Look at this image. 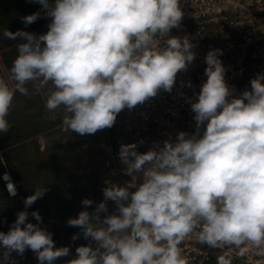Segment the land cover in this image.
<instances>
[{
  "label": "clouds",
  "instance_id": "9594fccd",
  "mask_svg": "<svg viewBox=\"0 0 264 264\" xmlns=\"http://www.w3.org/2000/svg\"><path fill=\"white\" fill-rule=\"evenodd\" d=\"M32 2L50 23L39 35L3 30L5 38L21 42L10 68L14 88L0 79V133L9 132L15 92L28 95V82L39 81L36 93L51 82L47 111L62 108L61 130L83 136L112 128L119 113L161 90L172 93L178 73L196 59L188 35H171L185 15L181 0ZM40 17L21 19L27 26ZM221 55L222 49L206 54L207 79L199 92L191 80L180 81L181 89H193L191 96L179 92L194 113L193 131L168 134L143 153L144 140L120 145L121 174L130 179L123 185L106 179L104 199L93 211V200L81 201L84 210L67 225L80 229L73 241L82 234L92 243L78 246L65 264H187L178 246L192 235L210 248L235 246L240 257L250 250L264 255V73L237 94L226 82ZM3 179L15 197L10 174ZM47 191L35 188L9 230L0 231V264H18L13 253L23 257L27 250L38 264L71 255V246L56 247L40 212L28 211ZM217 264L232 261L220 255Z\"/></svg>",
  "mask_w": 264,
  "mask_h": 264
},
{
  "label": "rangeland",
  "instance_id": "374dc122",
  "mask_svg": "<svg viewBox=\"0 0 264 264\" xmlns=\"http://www.w3.org/2000/svg\"><path fill=\"white\" fill-rule=\"evenodd\" d=\"M226 5L220 13L222 17L230 18L234 23L240 22V19L247 22L246 28L239 32L240 37L246 34V29L257 25L256 33L261 39L259 48L255 45L252 51L264 50V0H228ZM36 12H41V17L26 26L21 18ZM250 20L252 22H249ZM49 23L50 19L43 16L41 5L33 3L32 0H0V79L5 80L9 87L14 88L15 85V82L9 79L10 68L18 55L17 45L21 41L5 38L2 34L3 30L9 29L16 32L23 29L39 35L48 31ZM232 25L234 24L228 23L225 30ZM222 32L225 34L224 31ZM241 44L245 45V43ZM38 83L39 81H33L25 85L29 90L28 95H23L19 91L15 92L9 114L6 117L10 130L7 133H0V152L8 149L9 154L12 152L15 155L13 160L10 157L1 158L0 156V165L5 166L8 163V167L20 172L21 182L24 185L23 190L26 194L29 190L30 195L34 194V189L43 188L40 184L45 183L44 187H47L48 191L43 198L38 199L28 208V211L30 213L36 210L40 212L43 217L41 226L53 234L56 247L71 246V255L60 258L56 262V264H65V261L75 257V250L78 246L92 243L85 240L82 234L79 239L73 241L72 236L80 232V229L67 225L70 218L78 217L80 211L84 210L81 201L85 198L93 200L94 204L88 209L93 211L96 204L104 199L102 188L105 187L106 179L123 185L124 181L130 178L121 174L122 165L119 161L118 150H115L114 154L108 152H101L99 155L90 154L93 148L90 141L94 138L89 134L83 136L76 134L79 136L77 139L73 136L75 134L61 130L64 111L61 113L58 108L54 113L48 112L45 107L52 83L49 82L40 89L39 93H36L34 85ZM105 132L109 135L106 138L107 141L109 138L115 143L118 141V133L114 126L105 129ZM106 162H110V168L107 167ZM47 165L52 167L53 171L49 172L48 168H45ZM4 169L5 167L0 166V173ZM113 170H115V175L112 174ZM11 175L17 188V195L10 197L8 194L7 197L11 201L0 202V206H5V210L0 212V231L4 232H7L15 221L16 213L24 210L23 200L27 197L26 194L21 195L12 172ZM27 178H30L32 186H27ZM4 187L7 188L6 184ZM108 205L110 212L113 211L114 203L109 201ZM4 218L6 219L5 224H2ZM29 219L37 223L33 217L30 216ZM178 247L187 264H217V257L220 255H226V258L231 259L232 264H264V255L257 256L254 250L240 257L237 255L238 249L235 246L210 248L201 244L195 235L186 238ZM13 256L18 264H38L31 250H27L23 257L15 253Z\"/></svg>",
  "mask_w": 264,
  "mask_h": 264
},
{
  "label": "built area",
  "instance_id": "2783aa9c",
  "mask_svg": "<svg viewBox=\"0 0 264 264\" xmlns=\"http://www.w3.org/2000/svg\"><path fill=\"white\" fill-rule=\"evenodd\" d=\"M227 2L228 0H181L185 15L181 27L174 28L171 35L179 37L188 35L196 45L193 49L196 59L187 72L178 73L172 93L161 90L157 97L151 98L145 104L138 105L131 111L125 109L119 113L114 125L118 133L116 142L118 151L122 143L144 140L145 143L139 146L138 151L147 152L153 142L162 143L168 138V134H172L174 138L179 131L194 130V113L190 111V105L179 95L182 90L191 96L193 89L186 87L181 89L180 81L191 80L194 90L199 92L200 86L207 79L204 75L207 67L205 56L211 49L223 50V55L219 58L227 70L225 79L229 86L235 87L237 94L250 88L249 81L257 73H264V50L252 51L255 45L259 48L261 39L256 33L257 25L246 29V34L240 37L239 32L246 28L247 22L240 19V22L234 23L230 18H223L220 13L227 6ZM228 23L234 25L225 30ZM106 165L108 168L111 167L110 162H106ZM5 173H9L12 179L11 172L4 169L0 175L3 186L6 184L3 179ZM6 193L8 195L7 191ZM4 220L6 219H3L2 224H5Z\"/></svg>",
  "mask_w": 264,
  "mask_h": 264
},
{
  "label": "crops",
  "instance_id": "0c3cea01",
  "mask_svg": "<svg viewBox=\"0 0 264 264\" xmlns=\"http://www.w3.org/2000/svg\"><path fill=\"white\" fill-rule=\"evenodd\" d=\"M51 90H54V88H53V85L51 84ZM59 111H61V113L63 112V109L62 108H59ZM59 111H57V113H59ZM53 115H55V114H53ZM52 115V116H53ZM63 117V116H62ZM72 134H75V135H73V136H76V134L77 133H72ZM107 133L105 132V129L104 130H99V131H97L95 134H89V136L90 137H92V138H94V140H91L90 141V143H91V145H92V150H91V152H90V154H95V155H99V154H101V152L102 153H106V152H108L109 154H114V152H115V150L117 151L118 149H117V145H116V143L114 142V140L113 139H110L109 138V141H107V139L106 138H108L109 137V135L107 134ZM102 135V136H101ZM88 136V137H89ZM46 137V136H45ZM76 138L77 139H79V136H76ZM103 150V151H102ZM10 155V156H9ZM14 153H10L9 154V151H8V149H5V150H3V151H1L0 152V156H1V158L2 157H10V158H12V160H13V158H14ZM4 159V158H3ZM5 160V159H4ZM0 166H2V167H5V169L7 168V169H9L12 173H13V176H14V178H15V180H16V182H17V184H18V186H19V188H20V191H21V195H23V194H26L25 192H24V185L22 184V182H21V178H20V175H19V173H18V170H14L13 168H10V167H8L9 165H8V163L7 164H5V166H3L2 164L0 165ZM114 166H116V165H114ZM48 168V171L50 172V171H53L52 170V167H50L49 165H47V166H45V168ZM46 168V169H47ZM116 168V167H115ZM113 169V168H112ZM26 171H29V170H26ZM0 172H1V170H0ZM1 174V173H0ZM56 174V173H55ZM30 178H27V186H32V184L30 183V180H29ZM25 183V182H24ZM41 186H45V183H43V184H40ZM75 186H77V185H75ZM29 188V187H28ZM33 192V191H32ZM30 193H31V191L29 190V191H27V194H26V196H29L30 195ZM8 195H7V193L5 192V190H4V188H3V185H2V182H1V180H0V202H3V203H6L7 201H11L8 197H7ZM59 199H61V197H59Z\"/></svg>",
  "mask_w": 264,
  "mask_h": 264
}]
</instances>
